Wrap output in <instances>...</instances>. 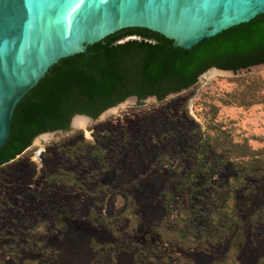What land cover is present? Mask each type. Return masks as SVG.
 <instances>
[{
  "label": "rangeland",
  "instance_id": "rangeland-1",
  "mask_svg": "<svg viewBox=\"0 0 264 264\" xmlns=\"http://www.w3.org/2000/svg\"><path fill=\"white\" fill-rule=\"evenodd\" d=\"M211 125L264 149V70L201 79L32 144L0 166V264H259L264 174L234 186V167L216 161L183 185ZM217 212L236 216L229 231Z\"/></svg>",
  "mask_w": 264,
  "mask_h": 264
},
{
  "label": "trees",
  "instance_id": "trees-1",
  "mask_svg": "<svg viewBox=\"0 0 264 264\" xmlns=\"http://www.w3.org/2000/svg\"><path fill=\"white\" fill-rule=\"evenodd\" d=\"M88 50L89 54L61 59L22 98L14 112L10 137L0 148V166L22 155L40 134L70 131L76 115L97 119L131 96L140 101L151 96L164 100L195 86L211 67L238 72L264 64V14L190 49L174 46L172 39L151 29L130 27L89 45ZM209 130L204 133L198 161L184 187L191 186L197 174L207 173L216 161L220 167H234V186L242 187L249 178L264 174V149L233 141L220 126L211 125ZM213 130L216 134H211ZM224 213H215L217 227L223 233L236 218L227 213V219ZM182 216L191 219L187 210ZM257 216L264 220V210ZM236 222L240 225L239 219ZM167 224L161 228L167 229L175 241H189V229L170 230ZM234 247H238L236 242ZM212 264L240 263L227 257ZM259 264H264V258Z\"/></svg>",
  "mask_w": 264,
  "mask_h": 264
},
{
  "label": "water",
  "instance_id": "water-1",
  "mask_svg": "<svg viewBox=\"0 0 264 264\" xmlns=\"http://www.w3.org/2000/svg\"><path fill=\"white\" fill-rule=\"evenodd\" d=\"M259 14L264 0H0V148L10 137L19 102L61 59L89 54V45L130 27L151 29L190 49ZM260 70L264 64L238 72L212 67L199 80ZM157 100L129 97L97 119L76 115L72 129ZM63 132L42 133L33 144Z\"/></svg>",
  "mask_w": 264,
  "mask_h": 264
},
{
  "label": "flooded vegetation",
  "instance_id": "flooded-vegetation-1",
  "mask_svg": "<svg viewBox=\"0 0 264 264\" xmlns=\"http://www.w3.org/2000/svg\"><path fill=\"white\" fill-rule=\"evenodd\" d=\"M212 68V67H211ZM209 70V69H208ZM201 76V75H200ZM131 97H136L137 99H138V97L137 96H131ZM139 100V99H138Z\"/></svg>",
  "mask_w": 264,
  "mask_h": 264
}]
</instances>
